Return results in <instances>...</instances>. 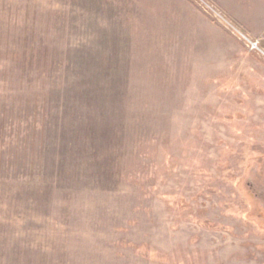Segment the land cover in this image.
I'll return each instance as SVG.
<instances>
[{
  "label": "rangeland",
  "instance_id": "rangeland-1",
  "mask_svg": "<svg viewBox=\"0 0 264 264\" xmlns=\"http://www.w3.org/2000/svg\"><path fill=\"white\" fill-rule=\"evenodd\" d=\"M264 0H0V264H264Z\"/></svg>",
  "mask_w": 264,
  "mask_h": 264
},
{
  "label": "built area",
  "instance_id": "built-area-1",
  "mask_svg": "<svg viewBox=\"0 0 264 264\" xmlns=\"http://www.w3.org/2000/svg\"><path fill=\"white\" fill-rule=\"evenodd\" d=\"M238 34L240 35L241 39H243L247 43L251 50L260 51L263 53L262 55L264 56V51L261 50L259 43L249 39L246 35L242 34L241 32H239Z\"/></svg>",
  "mask_w": 264,
  "mask_h": 264
}]
</instances>
